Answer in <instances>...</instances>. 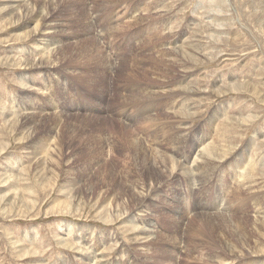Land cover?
I'll return each instance as SVG.
<instances>
[{"label":"rangeland","instance_id":"1","mask_svg":"<svg viewBox=\"0 0 264 264\" xmlns=\"http://www.w3.org/2000/svg\"><path fill=\"white\" fill-rule=\"evenodd\" d=\"M0 264H264V0H0Z\"/></svg>","mask_w":264,"mask_h":264},{"label":"bare ground","instance_id":"2","mask_svg":"<svg viewBox=\"0 0 264 264\" xmlns=\"http://www.w3.org/2000/svg\"><path fill=\"white\" fill-rule=\"evenodd\" d=\"M19 2V1H18Z\"/></svg>","mask_w":264,"mask_h":264}]
</instances>
